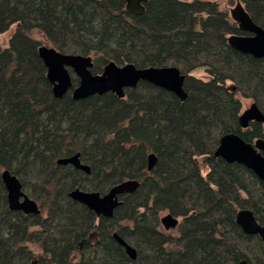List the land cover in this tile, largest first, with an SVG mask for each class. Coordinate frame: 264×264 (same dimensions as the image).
Wrapping results in <instances>:
<instances>
[{"label":"trees","instance_id":"trees-1","mask_svg":"<svg viewBox=\"0 0 264 264\" xmlns=\"http://www.w3.org/2000/svg\"><path fill=\"white\" fill-rule=\"evenodd\" d=\"M241 1L264 28V0ZM144 7L134 14L125 0H0V32L16 23L0 47V173L10 170L41 205L40 215L10 209L0 177V264H32L36 252V264H264V242L235 220L248 208L264 225V183L243 164L214 155L225 133L264 137V123L240 128L236 96L264 113V57L228 44L238 28L218 0H147ZM37 33L61 52L90 55L95 73L109 60L174 65L187 95L181 100L139 81L123 98L105 92L74 99L70 90L56 97ZM198 68L208 80L191 74ZM78 151L90 174L56 163ZM152 151L158 159L147 171ZM199 155L206 156L205 174ZM128 177L140 184L122 195L111 218H96L68 196L75 186L105 192ZM162 211L177 216L175 229H162ZM113 231L136 247L135 259Z\"/></svg>","mask_w":264,"mask_h":264},{"label":"water","instance_id":"water-1","mask_svg":"<svg viewBox=\"0 0 264 264\" xmlns=\"http://www.w3.org/2000/svg\"><path fill=\"white\" fill-rule=\"evenodd\" d=\"M146 0H125L127 11L140 14L144 11ZM230 17L237 23L239 30L247 33H231L227 36L228 44L243 53L254 57H264V28L255 23L245 6L240 0L229 11ZM38 55L46 67V76L52 85L54 96L61 97L73 85L70 70L76 74L78 82L72 87L74 99L84 98L91 94H101L113 91L118 96L124 95L126 88L135 87L139 81H147L156 86L165 88L176 94L181 100L187 95L183 84L185 75L174 65L167 66H136L131 62L117 64L110 60L104 64L101 73H92L90 67L93 61L90 55L79 53L61 52L54 46L40 44L37 48ZM234 86H231L233 88ZM239 124L246 127L249 121L264 123V113L253 101L238 115ZM215 156H220L227 162H237L251 169L264 183V138L258 137L253 142L245 140L236 132H228L219 138V143L214 150ZM157 156L154 152L148 154L147 168L151 169L156 163ZM57 164L70 163L77 168L89 172V166L81 163L79 153L59 157ZM1 180L6 190L7 203L10 209L20 210L23 213L39 214L40 209L35 199L29 197L22 189L19 178L8 169L0 173ZM140 181L136 178H126L114 185L109 190L100 194L98 191L83 190L74 187L69 191V196L95 212L97 215L111 217L114 208L121 203V195L134 192ZM160 223L168 230L178 224L176 215L168 212L160 216ZM235 220L247 234H256L264 242V225L255 217L248 208L237 210ZM118 244L124 247L126 255L135 259L136 248L128 243L117 231L112 233ZM238 264H249L245 258Z\"/></svg>","mask_w":264,"mask_h":264},{"label":"rangeland","instance_id":"rangeland-1","mask_svg":"<svg viewBox=\"0 0 264 264\" xmlns=\"http://www.w3.org/2000/svg\"><path fill=\"white\" fill-rule=\"evenodd\" d=\"M236 1L237 0H218L219 7L224 9V10H226L228 13H229L230 9L232 7H234V5L236 4ZM15 29H16V23H12L5 31L0 32V47L8 46L9 39H10L11 35L13 34V32L15 31ZM35 37L38 40L41 41V44H46V45L52 46V44L42 34L37 33L35 35ZM191 74H193L195 77L200 78L202 80H208L209 79V73H207L203 68H198L195 71H193ZM71 76L73 78H76V74L73 71H71ZM226 84L230 85L231 83L229 81H227ZM236 96L238 97V99L241 102L240 112L243 109H245L247 106H249V104L252 102V99H250V98H245V97H242L241 95H236ZM205 158H206V156H204V155H199V156L196 157L197 163L200 166L202 174H205L207 172V170H208V166L206 164V159ZM32 198H34V197H32ZM38 203L40 204V202H38ZM166 213H168V211H162L160 213V215H159V218H160V216H162V215H164ZM44 214H45L44 211H42V215H44ZM161 227H162V225H161ZM162 229H164L165 231L172 230V229L166 230L164 227H162ZM173 229H175V227ZM30 247L32 249L36 250V246L33 245V244H30ZM37 255H38V253L36 252L34 254V256L32 257V259H31V263L33 261H35L37 263V261H38V256Z\"/></svg>","mask_w":264,"mask_h":264},{"label":"flooded vegetation","instance_id":"flooded-vegetation-1","mask_svg":"<svg viewBox=\"0 0 264 264\" xmlns=\"http://www.w3.org/2000/svg\"><path fill=\"white\" fill-rule=\"evenodd\" d=\"M147 1V0H146ZM145 1V2H146ZM144 2V3H145ZM143 3V4H144ZM237 24V23H236ZM238 28V27H237ZM237 33H247V32H243V31H241V30H239L238 29V32ZM93 61V60H92ZM110 61V60H109ZM108 61V62H109ZM107 63V62H106ZM105 63V64H106ZM117 63V62H116ZM117 64H120V63H117ZM104 66V65H103ZM103 66L101 67V70H99L98 72H96V73H101V71H102V68H103ZM92 67H93V65L90 67V70H91V72L92 73H95V72H93L92 71ZM70 74H71V70H70ZM77 77V76H76ZM73 78V77H72ZM78 82V79L77 78H73V85L68 89V90H70V92H72V87L76 84ZM154 85V84H153ZM156 86V85H155ZM233 86V85H232ZM134 88V87H133ZM230 88H231V86H230ZM128 89H131V88H126L124 91V95L123 96H118L115 92H113V91H106V92H113L114 94H116L119 98H123V97H125L126 96V94H127V90ZM232 89H234V87L233 88H231V90ZM105 93V92H104ZM95 94H97V93H95ZM102 94V93H101ZM71 95H72V93H71ZM176 95V94H175ZM253 102V101H252ZM240 113V112H239ZM239 113H238V115H239ZM252 122H255V120L254 121H249V123H248V125L246 126V127H242L240 124H239V120H238V124H239V126H240V128H242V129H248L250 126H251V123ZM256 122H258V121H256ZM262 123V122H261ZM237 133V132H236ZM221 137V136H220ZM260 137H262V136H260ZM256 138H258V137H256ZM256 138H253L252 139V141L251 142H253ZM262 138H264V137H262ZM153 152V151H152ZM75 153H79V159H80V161H81V163H84V164H87L88 166H89V172H86V171H84V170H82V169H80V168H77V167H75L74 165H72V164H70V163H67V164H62V165H71L73 168H75V169H78V170H80V171H82V172H84L85 174H90L91 173V166L88 164V163H86L82 158H81V153L78 151V152H75ZM75 153H72V154H75ZM149 153H151V152H149ZM149 153H147L146 154V163H145V167H146V170L147 171H150V170H152L153 168H154V166L151 168V169H148L147 168V157H148V154ZM155 153V152H154ZM72 154H68V155H65V156H69V155H72ZM156 154V153H155ZM156 156H157V154H156ZM63 157V156H62ZM158 159V158H157ZM156 162H157V160H156ZM155 165V164H154ZM208 166V165H207ZM128 178H136V177H128ZM126 179V178H125ZM136 179H138L139 181H140V179L139 178H136ZM123 180V179H122ZM121 181V180H120ZM119 182V181H118ZM115 183H117V182H114V183H112L110 186H109V188L112 186V185H114ZM75 187H78V186H75ZM74 188V187H73ZM72 188V189H73ZM79 188H81V187H79ZM109 188L107 189V191L109 190ZM71 189V190H72ZM81 189H83V188H81ZM83 190H88V191H91L92 189H83ZM24 191V190H23ZM70 191V190H69ZM94 191H97V190H94ZM107 191H105V192H99L101 195L102 194H104V193H106ZM25 192V191H24ZM69 193V192H68ZM125 194H127V193H125ZM28 195V194H27ZM29 196V195H28ZM68 196H69V194H68ZM30 197V196H29ZM32 198V197H31ZM69 198H71L70 196H69ZM33 199H35V198H33ZM72 199V198H71ZM120 199H121V203H122V195H121V197H120ZM36 200V199H35ZM74 200V199H73ZM76 201V200H75ZM36 202H37V204H38V207H39V209H40V212H39V214H32V213H28V214H31V215H40L41 214V205L38 203L39 201L38 200H36ZM77 202H79V201H77ZM79 203H81V202H79ZM120 203V204H121ZM81 204H83V203H81ZM119 204V205H120ZM84 205V204H83ZM84 206H86V205H84ZM118 206V205H117ZM116 206V207H117ZM87 207V206H86ZM116 207L114 208V210L116 209ZM88 208V207H87ZM89 209V208H88ZM91 210V209H90ZM92 211V210H91ZM93 212V211H92ZM94 214H95V216H96V218H98V217H104V218H111V217H106V216H104V215H97L95 212H93ZM26 214V213H25ZM113 214H114V211H113ZM178 221H179V219H178ZM159 222H160V219H159ZM179 223V222H178ZM161 224V223H160ZM162 225V224H161ZM178 225V224H177ZM163 227V226H162ZM171 229H173V228H171ZM168 230H170V229H168ZM114 232V231H113ZM112 232V233H113ZM112 233H111V236H112ZM113 237V236H112ZM91 239H93V237L91 238ZM125 239V238H124ZM127 241V240H126ZM117 242V241H116ZM128 242V241H127ZM120 245V244H119ZM132 245V244H131ZM90 246H92V244H90ZM122 246V245H121ZM123 247V246H122ZM124 248V247H123ZM136 248V247H135ZM137 250V249H136ZM124 252H125V250H124ZM32 264H36V262L35 261H33L32 262Z\"/></svg>","mask_w":264,"mask_h":264}]
</instances>
